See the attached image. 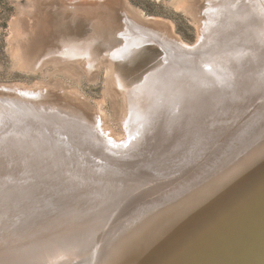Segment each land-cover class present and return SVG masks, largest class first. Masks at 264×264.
Wrapping results in <instances>:
<instances>
[{"label":"rangeland","instance_id":"obj_1","mask_svg":"<svg viewBox=\"0 0 264 264\" xmlns=\"http://www.w3.org/2000/svg\"><path fill=\"white\" fill-rule=\"evenodd\" d=\"M52 1L57 0H0V162L4 165L0 164V172L6 178L0 173L3 178L0 179L9 184L3 186L0 180L3 187L0 194L4 196L0 195V264H78L77 257L72 256L86 253V248L78 250L72 241H77L84 230H95L94 236L98 232L102 241L109 240L112 245L115 240L120 241L121 235L116 234L119 225L129 227L131 221L135 230L131 246L133 254L130 249L127 250L131 255L129 258H138L147 253H143V250H148L145 243L153 241L151 247H154L157 234L166 229L167 219L163 218L161 223L156 217V213L165 216L164 207L156 206L147 215L143 214L142 209L150 206L151 199L167 197L168 209L189 203L191 213L188 217L192 214L189 219L194 215L195 219H191V223L188 219L183 227L190 226V229L203 219L197 216L198 208L212 203L219 187H224L222 183L209 186L217 182V173L224 172L220 166L235 162L243 147H249V142L264 131V3L260 0H128L134 12L142 13L151 23L143 22V27L146 26L144 30L148 32L145 36L149 39L147 43L131 58L118 61L121 79L128 84L129 93L144 83L155 87L149 89L153 100L148 108L150 114L146 112L147 117L137 123L130 118V128L127 129L122 112L125 110L124 99L128 97L126 88L123 89L119 79L116 84L118 90H109L106 65L103 64L98 72L88 73L84 69H71L69 58L60 61L52 59L54 54L46 55L48 49H62L70 42L95 41L101 51L117 50L125 41L122 36L124 12L110 5L114 10L113 16L123 28H111L107 19L104 22L106 28L99 23V27L102 26L99 29L106 32L99 39L94 36L96 30L90 21L74 22L55 8L53 30L41 43H37V49H40L37 55L33 47H28L27 24L29 20L46 15L51 9L49 5L54 4ZM59 4L61 8L65 6L64 2ZM128 14L130 19L136 15L133 12V15ZM156 18L167 24H158ZM139 19L137 17L136 21ZM136 21L134 24L137 25L139 21ZM171 26L174 35L170 31ZM204 33L206 38L202 46L201 36ZM183 43L197 46L198 50L185 53ZM166 56L169 58L167 61L164 59ZM43 93L47 95L43 96ZM61 93H66L67 99ZM69 95L79 96V101L87 105L88 111L79 108L75 103L78 101H73L75 99L72 100ZM104 113L106 125L120 134L119 138L128 145L136 144L135 148L112 150L109 143L96 140L95 130L105 134L101 129ZM85 115L89 116V120ZM255 116L259 117L256 119ZM75 132L81 133L79 139L73 138ZM232 155H236L235 159ZM32 158L37 160L34 165ZM4 160L9 161L8 164ZM43 162L48 164L43 165ZM63 165L73 172L65 175L67 180L58 175L63 172ZM8 168L12 172L6 170ZM23 168L35 175L31 176ZM1 169L4 173L8 172L4 174ZM6 174L11 175H7L10 180ZM38 176L40 179H37ZM12 178L16 180L14 183ZM207 180L209 185H206ZM78 181L88 186L84 197L81 194L84 188L77 186ZM144 181L148 186H143ZM66 182L76 185L67 196L63 194ZM56 186L58 189H55ZM170 186L175 187V192L183 194L181 199H174L172 191H165ZM87 197L93 200L92 204L81 202ZM135 205L143 208L137 210ZM55 206L57 209L54 210ZM50 214L52 217H47ZM214 214L216 220L217 213ZM126 215L130 216L128 221L123 219ZM204 221L206 225H213L210 219ZM148 222L156 227L139 234ZM35 223L39 227L32 225ZM206 225L205 228L210 227ZM184 228L180 231L184 232ZM149 237L153 240L148 241ZM197 237L194 234L193 241L187 244L189 247H183L182 254L176 251L177 256L174 254L169 261L186 255L190 247L199 249L201 241L195 242ZM124 245L128 248L126 243ZM54 247L58 249L52 256ZM129 262L134 261L130 259Z\"/></svg>","mask_w":264,"mask_h":264},{"label":"bare ground","instance_id":"obj_2","mask_svg":"<svg viewBox=\"0 0 264 264\" xmlns=\"http://www.w3.org/2000/svg\"><path fill=\"white\" fill-rule=\"evenodd\" d=\"M260 1L264 3V0H260ZM60 2H64L65 3V6L63 8L60 7V4H59ZM52 3H54V4H53V6L49 5L51 7V9L46 15H44L43 17H39V18L36 17L34 19H32V17H31V19H32L31 21L28 19L29 20V23L27 24L28 28H29V33H28L29 37L28 38L30 39V40H28L29 41L28 42V44H29L28 47H30V48L33 47L32 49H34V52L37 55L40 54L39 53L40 49H37L38 46H39L37 43H41V40L45 36H48V35L51 34V30H53L52 23L54 22V20L56 18L55 17L56 16V12L55 13L53 12V10L55 8L59 9V10H57L58 13L64 14L63 16H65V17L68 16L69 19L73 20L74 22L77 21V22H83L84 23L86 21H90L91 24L94 26V29L96 30V32H94V36H96V38H99V39H100V37L103 38V36H105V34H106L105 31H102L103 29L100 30L99 28L102 27L103 25H104L103 28H106L105 27L106 24L104 22L107 19H108V23H111L110 24L111 28L112 27H119V28L125 27L124 31H123L124 33L122 32L123 33L122 36L125 39L124 44H123L122 47L117 48V50L116 49L115 50L107 49L105 51H101L96 46L95 41H91V42L88 41V42L80 43V44L79 43H74L73 44V43L70 42V43H68L69 46H67L65 48H62V49L61 48H56V47L52 48V49H48L46 55L50 56V55L54 54L55 56L53 55L52 59L53 60H60V61H62L63 58H65V60H67L69 58L70 59V66H71L70 68L74 69L76 71L84 69L88 73H90V72L94 73V71L98 72L103 64L106 65L107 71H108L107 81L109 83V90L110 89L113 90V91H114V89L118 90V87H117L116 84H117L119 79H120L119 80L120 81V85H122L123 89L126 88V90L125 89L124 90L126 91V94L128 95V97L124 96L125 97V99H124L125 100L124 101L125 110L122 111V112H124L123 113V117H124L123 120H125V118H126V121H124V122H127V124H128V128L127 129L130 128V124H131L129 122L130 118H131L132 122L134 121L135 123L139 122L140 119L144 120V118L147 117V116H145V115H147L146 112H148V110L150 109L149 108L150 107V102L153 101V100H151V96H150L151 95V92H150L151 90L149 91V89H151V87L153 88L155 86H153L151 84H150L151 86H148L147 83L143 82L144 84L137 85L136 89L131 91V93H129V88H127L128 84L127 83L125 84V82L121 79V73H120L121 69H120V66H118V61L120 59L127 60L128 58H131L134 55V53L137 52L141 48L142 45L147 43V40H149V39L146 38L148 32H145L144 28L146 26L143 27L144 26L143 22L145 24H146V22L149 24V22H150L149 20L150 19L147 20L146 18H144L142 16L143 15L142 13L140 14L139 12L137 13L136 11H135L136 12L135 13L134 9L129 5V1L128 0H122V1L121 0H59V1L57 0V1H52ZM110 5H113L114 7L116 6V8L121 10L122 13L124 12V17H125V19H124L125 21L124 22H125V24H124L123 27H122V25L120 26V24H118L119 23L118 19L115 16H113L114 15V10H112L113 7H110ZM128 11H131V12H128ZM132 12L134 14H136L135 16H133V18L136 17V16L138 17V19L140 18L137 21H136L137 17H136V19L134 18V20L136 22L139 21V23H137V25L134 24L135 23L134 20H133L134 22L131 21L133 18L130 19L127 16L128 13L132 14ZM156 20H157V18H156ZM157 21H158V24H159V22L162 25L167 24V23L164 24L163 21H162L163 23L161 21H159V20H157ZM155 22H154V24H155ZM99 23L102 26L100 25V27H99ZM140 24H142V26ZM201 27H200V29H201ZM156 29H157V27H156ZM201 30L203 32H205L204 29H201ZM170 31H171L172 35H174V31H173V27L172 26L170 28ZM203 35L205 36L206 34L204 33L201 36L202 37L201 43H200L201 45L203 44L204 39L206 38ZM183 44H184L183 52H185V53H187V52L194 53V52H196L198 50L197 46L195 47L193 45H187L185 43H183ZM17 47L18 46H16V48ZM115 59H117V60H115ZM164 59H165V61H167L169 58H168V56H166ZM83 65H84V67H83ZM168 67H169V65H168ZM210 82L211 81H209V83ZM47 89L49 90V88H47ZM149 92H150V95H149ZM47 93L45 95H47ZM45 95L43 93V96H45ZM61 96L65 99L66 98V93H63V94L61 93ZM68 97H70L72 100L75 99L73 101H78V102H75V103L77 104V106L79 108H82L83 110H87L86 109V108H88L87 105H84L82 102L79 101V99H80L79 96L75 97V96L69 95ZM71 106H74V105H71ZM244 107L246 108V106H244ZM225 108H228V106H226ZM242 109H243V107H242ZM251 110H249L250 113H251ZM129 114H130L131 117H129ZM148 114H150V113L148 112ZM261 114H262V112H261ZM249 117H250V114H249ZM258 117H256V119ZM87 118L89 120V116ZM261 119H260V122H262ZM105 122H106V114L104 113L102 115V118H101V129H103L105 134L103 135L98 130L97 131L96 130L95 131L92 130V131H94L97 134V137L95 136L96 140L101 141V143H105V144L109 143L112 150L128 149L129 147H131V149H132V147L135 148L136 144L133 143L131 145L130 144L128 145L127 142H124L125 140L123 141L122 138H119L120 134H116L115 130L112 127L106 125ZM249 123H250V121H249ZM251 124H253L252 121H251ZM251 124H249V125H251ZM253 126H254V124H253ZM253 126H251V128ZM261 126H262V124H261ZM135 127H136V125H135ZM80 131H82V130H80ZM69 134H70V132L68 133V135ZM80 135H81V133H79V132H75L74 135L72 134L74 139H79ZM211 137H213V136H211ZM240 138H242V136ZM94 140L95 139H93V141ZM5 141L8 142L7 139H5ZM122 142H124V143L122 144ZM239 142H240V140H239ZM243 142L245 143V141H243ZM249 145H250L249 146L250 148L247 147V145H245L246 147L245 146L243 147L241 153L238 152L239 154L236 157V159H235L236 161L235 162L231 161L230 162L231 164L229 163L228 166L222 165V166H220L221 168L219 167L220 170L224 171V172H222V173L220 172V173H217V175H215V176H219L218 179H217V182H214V183H211V184L210 183L206 184V185L210 184L209 186H211L212 184L214 186H216V185H219V183H222V185L224 187H219L220 189L217 191L218 195H216V197H214L212 199V203L206 204V205L202 206L201 208H198V213H197L198 215L197 216H199L200 218L203 217V219H200L199 222L197 221V223L194 224V226H192L190 229H189L190 226H186L185 228L183 227V225H186L188 219L190 217H192V214H191V216L188 217V214L191 213V211H190V207L191 206H188V205H190L189 203L188 204L181 203V204L177 205V208L175 207L176 209L175 208L174 209H168L167 207H168L169 199H167V197L164 198V199H161V198L160 199H156V198H154V199H151L152 202H151L150 206L148 205V206H146V208H143V207L138 208V206L135 205V207L138 208L137 210L143 208L142 212H143V214L146 213V215L151 211V209L155 208L156 206H157V208L162 206L165 209V216H164V214L161 216V213H159V214L156 213L157 214L156 217L158 218L157 220H159V222H161V223L164 221V219H167V223L164 225V228H166V229L165 230L161 229L159 231V233L156 236V238L157 237L158 238L155 239L154 247H151L152 244H153V241H151V240H153V239L151 237L147 238V240L151 241V242H149V244H147L148 242L145 243V245L143 244L144 246H146L148 248V250H143V253H144V251L147 252L146 255H142V256H140L138 258H137V256L129 258L131 256L130 255L131 251H132L131 254H133V250H132L133 248L131 246H133V243H134L133 239L135 237V230L131 226V225H133V221H131V223L129 222V225H130L129 227H128V225H127V227H123V225H119L118 229H116L117 230L116 234L117 235L118 234L121 235V236L119 235L120 236V241L117 242L115 240L112 245L110 244L109 240L108 241L104 240L105 243H106L105 244L104 241H102L103 239L101 240V236L99 235L98 232H97V235L94 236L95 230H94V232H92V230H91V232H89L88 230H84L83 233L81 234V237L77 241L74 240L72 242H73V246L76 245L78 250L86 248V251H85L86 253H83V254L81 253L80 256H78V255L75 256L74 255L72 257H77L76 260L78 261V263L82 262L83 264H94L93 262H96L97 264H115V263H117V264L118 263L119 264H129L130 263L129 262L130 259H132L134 261L133 263L131 262V264H166L169 261V258H171L172 256H175L174 254H176V256H177V254H178L177 252L178 251H179V253L182 252V248L186 247L189 242L193 241L192 240L193 239L192 236L194 234H196V235H198V237L195 238V240H196L195 242L200 240L201 241V243H200L201 247L199 246L198 247L199 249H197L196 247L195 248L190 247L189 250L187 249L188 251H187L186 255H184V256L181 255L182 257H176V259H174V261L172 260L173 262L169 261L170 263H168V264H264V131L262 130L259 133V137L257 139L255 138L254 141L252 140V142H249ZM6 147L8 148V144H6ZM141 147H143V146H140V148ZM247 151H249V152H247ZM250 151H252L253 153L251 154ZM119 153L123 154V152H121V151H119ZM85 154H86V152H85ZM26 156L28 157V155H26ZM1 158H2V156H1ZM8 158H10V157H8ZM33 158H32V161H33ZM2 159H4V158H2ZM28 159H29V157H28ZM14 160L16 162L17 159H14ZM19 160L22 161L21 159H19ZM192 160H191V162H192ZM4 161H6V160H4ZM11 161H13V160H11ZM34 161H37V160H34ZM34 161H33V165H34ZM6 162L8 164L9 161H6ZM196 162L198 163V161H196ZM16 163H15V165H16ZM45 163L43 165H45ZM0 164H2V163L0 162ZM46 164H48V162ZM35 165L38 167V164H35ZM41 165H42V163H41ZM3 166L4 165L2 164V167ZM8 166L9 165H6V167H8ZM10 166L12 167L11 169L13 170V163ZM10 166H9V168H10ZM20 166H22V165H20ZM36 166L34 168H36ZM163 166H165V165H163ZM25 167H26V165H25ZM58 167H57V169H58ZM167 167H169V166H167ZM0 168H1V166H0ZM9 168L6 169V170L11 171V170H9ZM17 168H19V166ZM24 168H23V170H24ZM44 168H46V167H44ZM2 169L4 170V168H2ZM29 169L28 170L26 169L28 171V173L30 171ZM62 169H63V172H61L59 174L57 173L59 176L62 177V179L63 178L65 179L66 177H68V176H65V175H68L70 173L73 174V172L71 170L67 169V167H65V166ZM3 170H2V172H3ZM15 170H16V167H15ZM26 170H24V171L27 172ZM37 170H38V168H37ZM8 171H6V172H8ZM56 171H58V170H56ZM52 172H53V170H52ZM18 174L21 176V172L18 173ZM25 174H27V173H25ZM31 174H33V173H31ZM63 174H64V176H62ZM1 175H3V174L1 173ZM1 175H0V177H1ZM7 175L11 177L10 174H6V176ZM22 175H23V173H22ZM33 175H35V174H33ZM36 175H38V174H36ZM8 176H7V178H8V180H10V178ZM153 176H155V175H153ZM13 177H14V175H13ZM3 178L6 179L5 176ZM28 178L26 177V179H28ZM23 179L24 178H21V180H23ZM37 179H40L39 176H38ZM11 180H13V178ZM30 180L32 182V179H30ZM36 180H34V181H36ZM65 180H67V179H65ZM80 180L82 181L81 178H80ZM2 181H6V180H1V182ZM14 181H16V180H13V183H14ZM17 181H19V180H17ZM24 181H26V180L24 179ZM195 181H197V180H195ZM2 183H1V185H2ZM71 183L68 185L67 182H66L67 185H65L66 189L64 191H63V189H61V187H59L63 191V194L65 193L64 195H66V194L70 195L71 189H74L76 187V185H71ZM77 183L79 184L77 186H79L81 188H84L83 193H81L83 195L82 197L86 196V195H84V192L88 191V190H86L88 186H85L86 184L84 185V184H82L79 181ZM143 183H144L143 186H148V185H146V181H144ZM21 184H23V183L21 182ZM157 184H159V183L157 182ZM5 185L8 186L9 184H4L3 186H5ZM14 185L17 186V184H14ZM149 185H151V184H149ZM10 186H12L11 183H10ZM10 186H9V188L12 189V187H10ZM21 186H24V185H20V187ZM27 186H28V184H27ZM167 186H168V184H167ZM1 187L2 186H0V188ZM14 188H15V186H14ZM16 188L18 190V187H16ZM27 188H25V189H27ZM174 188H175L174 186L172 188L170 186L169 188H166L167 190L165 189V191H168V193H169V191H172V193L175 194L174 195V199H177V197H175L177 192H175ZM55 189H58V187L55 188ZM4 191H6V190H4ZM28 192L27 193L25 192V194H28ZM55 192H57V191H55ZM67 192H69V193H67ZM9 193H10V191H9ZM12 193L13 192H11V194ZM1 197L3 198L4 196L1 195ZM31 200H33V199H31ZM40 200H42V199H40ZM52 200H55V199H52ZM52 200H50V201H52ZM78 200H80V198ZM57 201H58V199H57ZM72 201H73V199H72ZM81 202L83 204H86V203L92 204L93 200H90L87 197L85 199V201H82V199H81ZM24 204H25V202H24ZM64 205H61V206H64ZM66 205L68 206V204H66ZM70 205H72V204H70ZM56 206L53 208L54 210L57 209ZM27 208H29V207H27ZM58 208H60V207H58ZM22 211L23 210H21V212ZM31 211H33V210L31 209ZM133 211H135V209ZM180 211H182V213H180ZM214 213H217L216 214V216H217L216 220H214L216 218ZM14 214H15V212H14ZM47 217L51 218L52 214L48 215ZM193 218L195 219V215H194ZM193 218H191V219H193ZM208 218L211 220V222L213 221V225L211 223H208V225H206L207 222L204 221V220L205 219L209 220ZM39 219L40 218H38V221H39ZM123 219L128 221L130 219V216L126 215L125 217H123ZM191 219H189L190 223L192 221ZM14 221H16V220H14ZM181 221L183 222L182 225L180 224ZM201 223H205V224L203 226H200L199 227L200 229H197L196 231L191 232L196 227H198ZM12 224H13V222H12ZM38 224H39V222H38ZM209 224H211V226ZM32 225H35V227H39L38 225H36V223L32 224ZM144 225H145L144 226L145 230H142L139 234L143 235L148 230H152L153 227H156V226H154L155 225L154 223H149V222L144 224ZM205 225L206 226H210V227L209 228L208 227L205 228L204 227ZM19 226H20V224H19ZM22 227H23V225H22ZM28 227H30V225ZM181 228H184L183 229L184 232L180 231ZM20 230H21V228H20ZM31 231H33V230H31ZM6 232L9 233L8 231H6ZM13 233H15V232H13ZM84 234H85V237H84ZM169 235L171 236V237H169L171 240L169 238H167ZM199 235H201L202 237L199 236ZM141 236H139V237H141ZM7 237H8V234H7ZM6 239H8V238H6ZM167 241H169V242L166 243ZM125 243L127 245L126 247H128V248L124 247ZM117 244H118V246L116 248H112V247L116 246ZM187 247H189V246H187ZM55 248L56 247L52 248V252H53L51 254L52 256L55 255L54 253L57 252L58 248H56V249ZM127 249H130V252ZM108 250H109V252H108ZM173 250H174V253H173ZM180 254H182V253H180ZM88 260H89V262H88Z\"/></svg>","mask_w":264,"mask_h":264},{"label":"water","instance_id":"obj_3","mask_svg":"<svg viewBox=\"0 0 264 264\" xmlns=\"http://www.w3.org/2000/svg\"><path fill=\"white\" fill-rule=\"evenodd\" d=\"M246 147V146H245ZM250 148V147H249ZM244 152V151H243ZM247 152H249V151H247ZM246 152V153H247ZM251 152V154L253 153L252 151H250ZM235 156L236 155H232V157H233V159H235ZM232 159V160H233ZM230 161V160H229ZM231 164V163H230ZM210 181V180H209ZM214 181V180H213ZM207 183H208V180L206 181ZM182 196H183V194L182 193H179V192H177V194H176V196L175 197H177L178 199H181L182 198ZM88 262H89V260H88ZM78 264H83L82 262H80V263H78Z\"/></svg>","mask_w":264,"mask_h":264}]
</instances>
